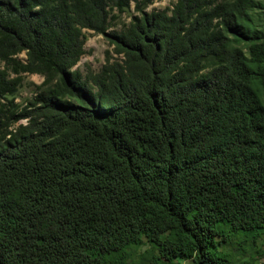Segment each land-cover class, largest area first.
<instances>
[{"label": "trees", "instance_id": "obj_1", "mask_svg": "<svg viewBox=\"0 0 264 264\" xmlns=\"http://www.w3.org/2000/svg\"><path fill=\"white\" fill-rule=\"evenodd\" d=\"M154 1L0 0V264H232L264 239V0ZM83 30L120 62L72 71Z\"/></svg>", "mask_w": 264, "mask_h": 264}, {"label": "rangeland", "instance_id": "obj_2", "mask_svg": "<svg viewBox=\"0 0 264 264\" xmlns=\"http://www.w3.org/2000/svg\"><path fill=\"white\" fill-rule=\"evenodd\" d=\"M177 0H158L154 1L151 5L146 7V12L151 11H165L170 14L173 6ZM216 2L221 0H214ZM257 4H262L263 0H254ZM116 17L111 21L110 28L107 33L119 34L122 32L132 21V18L137 16L133 10V4L129 5V8L121 14L112 12ZM254 20L257 19L258 26H261L264 22V10H255L253 14ZM84 37L83 54L76 63L73 70H78L83 76L91 73H98L100 69L107 63H113L122 59L121 56L114 53V48L108 41L101 35L95 34L89 30L82 31ZM17 58L21 61L25 60V56L20 54ZM42 77L38 75H23L22 85L18 90L16 96L13 98L14 102L20 106H25L28 101L33 98L38 92V87L42 83ZM261 98L264 102L262 94ZM8 99H11L8 97ZM24 124V122H20ZM17 124L9 128V130L15 129ZM147 248L139 250L136 256L146 255L144 252ZM221 251L228 256V259L232 264H264V239H258L256 246L252 247L248 243H239L236 239L232 243L223 244ZM139 259L135 260L136 264H139ZM144 262V261H142ZM134 264V262L130 263ZM147 264V263H142ZM163 264H189V261L181 259H173L171 262L164 261Z\"/></svg>", "mask_w": 264, "mask_h": 264}]
</instances>
